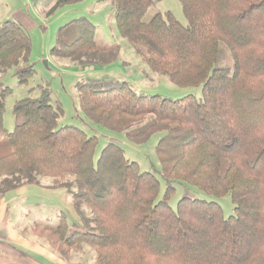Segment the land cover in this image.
I'll return each instance as SVG.
<instances>
[{
	"label": "trees",
	"instance_id": "obj_1",
	"mask_svg": "<svg viewBox=\"0 0 264 264\" xmlns=\"http://www.w3.org/2000/svg\"><path fill=\"white\" fill-rule=\"evenodd\" d=\"M83 0H57L56 7ZM120 35L158 75L180 87H201L202 97L148 96L114 79L76 84L81 112L95 125L136 144L158 137L157 154L167 190L154 174L108 144L96 158L98 139L60 126V104L49 86L13 107L15 127L4 126L12 90L0 87V197L54 180L71 196L78 222L34 223L35 235L62 256L89 247L95 264H264V0H179L189 26L170 13L144 18L154 0H109ZM52 10V12H53ZM54 11V12H55ZM86 18L62 28L51 56L79 65L118 60L117 45L96 41ZM32 40L13 21L0 25V79L13 72L28 85L35 69ZM181 182L222 198H182L169 204Z\"/></svg>",
	"mask_w": 264,
	"mask_h": 264
},
{
	"label": "rangeland",
	"instance_id": "obj_2",
	"mask_svg": "<svg viewBox=\"0 0 264 264\" xmlns=\"http://www.w3.org/2000/svg\"><path fill=\"white\" fill-rule=\"evenodd\" d=\"M154 1V5L144 18L145 22L151 21L157 14L166 18L170 13L184 27L189 26L179 0ZM56 4L57 0H0V25L5 21H13L20 24L30 35L32 51L29 62L35 69V75L31 77L28 85L19 84L12 71L2 75L0 87H8L12 90L5 103V128L8 132L14 130L13 107L18 100L25 97L37 98L40 96V89L49 86L51 104H60L64 111V116L59 121L60 126L73 125L88 136L96 137L98 139L96 158L108 144L119 146L128 160L138 164L139 172L154 174L160 183L159 199H162L167 187L157 154L158 137L154 136L144 144H136L124 134L95 125L80 110L76 84L87 79H114L126 82L140 93L170 100H179L189 95L200 99L201 87H180L173 84L167 76L152 72L129 42L120 35L114 18L113 5L109 0H83L61 6L55 11L53 9ZM81 18H86L96 26V41L101 47L109 48L115 45L119 47L118 60L105 65H79L72 60L51 56V50L56 46L60 30ZM173 185L175 192L169 199L173 209H176L182 198L187 197L218 203L226 218L235 214L229 196L222 198L209 196L181 182ZM4 199L7 201L5 209L10 218V220L5 219V224L11 225L14 222L26 236L30 235L34 241L47 246V250L65 264H95V253L89 247L85 246L68 256H62L54 251L44 238L33 232L34 223L56 227L64 218L72 228L79 221L71 196H68L64 189L57 188L54 180L42 178L38 186L22 187L18 192L14 191L5 197H0V202ZM30 257L41 263L45 261L39 256L30 255ZM45 263L49 264L46 261Z\"/></svg>",
	"mask_w": 264,
	"mask_h": 264
},
{
	"label": "crops",
	"instance_id": "obj_3",
	"mask_svg": "<svg viewBox=\"0 0 264 264\" xmlns=\"http://www.w3.org/2000/svg\"><path fill=\"white\" fill-rule=\"evenodd\" d=\"M25 187V186H24ZM21 189V188H20ZM18 189L17 192L20 190ZM7 201L0 202V264H65L59 257L52 254L47 246H43L33 240L30 235H25L21 228L15 226L13 222L5 224V219L10 220L5 209ZM5 209V210H4ZM24 235V236H21ZM30 255L43 258L44 263L35 261Z\"/></svg>",
	"mask_w": 264,
	"mask_h": 264
}]
</instances>
